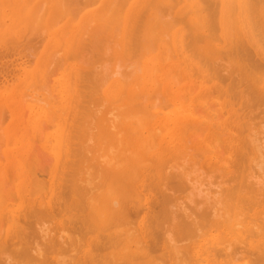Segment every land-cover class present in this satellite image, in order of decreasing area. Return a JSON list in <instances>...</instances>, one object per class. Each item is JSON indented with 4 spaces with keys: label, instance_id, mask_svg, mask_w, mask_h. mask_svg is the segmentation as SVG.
<instances>
[{
    "label": "bare ground",
    "instance_id": "obj_1",
    "mask_svg": "<svg viewBox=\"0 0 264 264\" xmlns=\"http://www.w3.org/2000/svg\"><path fill=\"white\" fill-rule=\"evenodd\" d=\"M13 3L0 264H264V0Z\"/></svg>",
    "mask_w": 264,
    "mask_h": 264
},
{
    "label": "rangeland",
    "instance_id": "obj_2",
    "mask_svg": "<svg viewBox=\"0 0 264 264\" xmlns=\"http://www.w3.org/2000/svg\"><path fill=\"white\" fill-rule=\"evenodd\" d=\"M21 1H22V0H21ZM21 1H19V0H13V2H14L13 4L16 6V3L18 2V4L20 5L19 2H21ZM13 4H11V5H13ZM36 30H37V31H35V32L38 33L39 29H36ZM35 32H34V33H35ZM34 33H33V34H34ZM35 34H36V33H35ZM35 34H34V35L31 34V35H29L28 37H31V36L35 37ZM36 36H38V35L36 34ZM37 39H38V38H37ZM38 40H39V39H38ZM10 44H11V43H10ZM17 49H19V48H15L16 51H17ZM11 51H12V50H11ZM16 51L13 50V52H14L13 55H15V56L17 55L16 57H18V54H19V53L16 54V53H15ZM19 51H20V50H18L17 52H19ZM13 52H12V53H13ZM26 52H27V50H26ZM26 52H25V54H26ZM20 53H21V52H20ZM22 53H24V52H22ZM11 55H12V54H11ZM11 55H10V56H11ZM13 55H12L11 57H9V58H10V59H13ZM15 56H14V57H15ZM19 56H21V55L19 54ZM16 57H15V58H16ZM25 58H26V56H25ZM5 59H6V58H5ZM10 59H7V60H10ZM23 59H24V58H23ZM7 60H6V61H7ZM10 61H11V60H10ZM15 76H16V75H15ZM0 77H1V75H0ZM14 78H15V77H14ZM6 91H7V92H12V83L9 85V87L7 88ZM14 98H15V97H14ZM16 101H17V100H16ZM17 102H19V101H17ZM1 110H2V109H1ZM2 111H3V110H2ZM2 111L0 112L1 114H2ZM5 111L7 112V115H8V116L5 117V118H3V119H5V121L1 124V127H2V128H5L6 125H8L10 119L12 118L11 116H9V111H8V109L5 108ZM22 111H23V110H22ZM3 112H4V111H3ZM22 114H23V113H21V114L18 115V116H20V117L22 118ZM4 115H5V113H4ZM94 115H95V114H94ZM255 115H258V112H257ZM260 116H261V115H259V117H260ZM0 117H1V116H0ZM3 117H4V116H3ZM259 117H258V119H259ZM262 117H263V115H262ZM262 117H261V118H262ZM9 118H10V119H9ZM0 119H2V117H1ZM7 119H8V120H7ZM255 119L258 121L257 117L254 118V120H255ZM259 120H260V119H259ZM257 121H255V122H257ZM259 122H260V121H259ZM259 122H258V123H259ZM0 123H1V121H0ZM43 123L46 124L47 122H43ZM47 124H48V123H47ZM1 127H0V128H1ZM1 135H3V134L1 133ZM1 135H0V136H1ZM3 136H4V135H3ZM3 136H1V137H3ZM2 140H3V138H2ZM0 141H1V140H0ZM1 144H2V145L0 146V153H1L0 156H2L3 158L1 157V158H2V159H1V160H2V163L0 162V169H1V166L5 165V164L7 165V166H6L7 168L9 167V169L6 168V169H5L6 171L1 169V173H0V174H3V173L5 174V173L7 172L5 175L3 174L2 176H3V177L5 176L6 178H9V177H10L9 174H11L10 172H11V170H12V168H11V164H10V166H9V163L12 162L13 160L11 161V159L6 158V156L4 155V148H5V145H4L3 143H1ZM3 145H4V146H3ZM38 148H39V147H38ZM39 149L41 150V151L39 152V154H40V155H39V159L41 160V163H42V164L45 163V164H43V165L40 163V164L43 166V169H44V170H45V168L47 169V167H45V166H47L49 163H50V164H49L48 167H49V168L52 167L53 162H54V161H53V158H51V157H53V151H52V149H51L49 146H46L45 148H39ZM43 150H44V151H43ZM45 150H46V151H45ZM41 152H43V153H41ZM43 155H44V157H43ZM46 156H48V157H46ZM45 157H46V158H45ZM5 158H6V159H5ZM41 158H42V159H41ZM50 158H51V159H50ZM3 159H4V160H3ZM39 159H38V160H39ZM46 159H47V160H46ZM3 161H4V162H3ZM5 162H6V163H5ZM39 162H40V161H39ZM12 163H13V162H12ZM1 164H2V165H1ZM44 165H45V166H44ZM44 167H45V168H44ZM7 170H8V171H7ZM2 172H3V173H2ZM198 172H200V171H198ZM196 173H197V172H196ZM200 173H201V172H200ZM194 174H195V173H194ZM201 174H202L201 177H203V176L205 175V173H201ZM7 175H8L9 177H8ZM195 175H197V174H195ZM198 175H199V174H198ZM199 176H200V175H199ZM201 177H197V178H200V179H201ZM203 179H204V177H203Z\"/></svg>",
    "mask_w": 264,
    "mask_h": 264
}]
</instances>
